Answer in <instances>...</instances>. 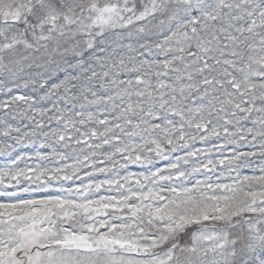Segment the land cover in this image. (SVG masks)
<instances>
[{"label":"snow or ice","instance_id":"snow-or-ice-1","mask_svg":"<svg viewBox=\"0 0 264 264\" xmlns=\"http://www.w3.org/2000/svg\"><path fill=\"white\" fill-rule=\"evenodd\" d=\"M0 264H264V0H0Z\"/></svg>","mask_w":264,"mask_h":264}]
</instances>
